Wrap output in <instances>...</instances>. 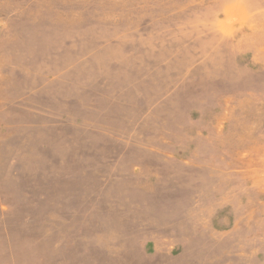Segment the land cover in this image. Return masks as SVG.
Listing matches in <instances>:
<instances>
[{"label": "rangeland", "instance_id": "374dc122", "mask_svg": "<svg viewBox=\"0 0 264 264\" xmlns=\"http://www.w3.org/2000/svg\"><path fill=\"white\" fill-rule=\"evenodd\" d=\"M0 264H264V0H0Z\"/></svg>", "mask_w": 264, "mask_h": 264}]
</instances>
